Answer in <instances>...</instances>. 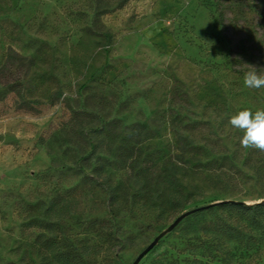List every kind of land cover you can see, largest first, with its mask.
Returning <instances> with one entry per match:
<instances>
[{"label": "rangeland", "instance_id": "374dc122", "mask_svg": "<svg viewBox=\"0 0 264 264\" xmlns=\"http://www.w3.org/2000/svg\"><path fill=\"white\" fill-rule=\"evenodd\" d=\"M250 65L264 72V0H0V264H57L49 222L86 264H133L157 237L139 264H264L233 214L248 244L221 212L168 232L196 207L264 202V152L228 124L264 108Z\"/></svg>", "mask_w": 264, "mask_h": 264}, {"label": "trees", "instance_id": "16d2710c", "mask_svg": "<svg viewBox=\"0 0 264 264\" xmlns=\"http://www.w3.org/2000/svg\"><path fill=\"white\" fill-rule=\"evenodd\" d=\"M0 84H2L3 86H6L8 84V80L2 75H0ZM176 169V167H171V169L167 170V173L165 175V184L168 185L169 190L172 193L170 200L166 201L165 204H167L174 211H178L180 208H182L183 199L185 198L182 184L178 179L179 172ZM150 200L153 207H158L157 201L153 199V195L151 196ZM192 210H196V212L191 215L195 214L194 216L200 217L208 213L217 214L218 212H221L222 214L220 216H216V220L219 226L218 232L230 241L236 242L238 244H248L245 239L246 233L243 228L238 225V223L233 224L231 223V221H227V217L223 215L224 213L233 214L240 219H245L248 222L247 227L256 229L264 235V221L259 217L260 215L264 214V202L253 205H246L241 203L223 201L212 205L196 207ZM32 224L42 226L39 223V218H36L35 221L32 222ZM44 226V228L49 231L50 235L46 236L44 233L41 234L39 237V241L43 239L42 244L47 250L46 255L51 254L52 259L57 264H86V253L81 252L74 245L72 240L64 235V233L60 230L58 222H49ZM55 229L57 231H55ZM249 238L252 239L253 237L250 236Z\"/></svg>", "mask_w": 264, "mask_h": 264}, {"label": "clouds", "instance_id": "9594fccd", "mask_svg": "<svg viewBox=\"0 0 264 264\" xmlns=\"http://www.w3.org/2000/svg\"><path fill=\"white\" fill-rule=\"evenodd\" d=\"M243 84L249 89L264 88V72L250 65L249 70L244 72ZM228 124L242 133L239 140L242 148L264 152V108L254 112L247 108L240 110L230 116Z\"/></svg>", "mask_w": 264, "mask_h": 264}, {"label": "water", "instance_id": "95a60500", "mask_svg": "<svg viewBox=\"0 0 264 264\" xmlns=\"http://www.w3.org/2000/svg\"><path fill=\"white\" fill-rule=\"evenodd\" d=\"M229 202H233V203H241V204H245L243 202H235V201H229ZM259 204V203H258ZM196 210H191L188 211L182 215H180L168 228V232L172 231L173 229H175L179 223L184 220L186 217H188L189 215L195 213ZM160 240V237H157L144 251H142V253L137 257V259L135 260V262L133 264H139L141 262V260L147 255L149 254L153 248L158 244Z\"/></svg>", "mask_w": 264, "mask_h": 264}]
</instances>
